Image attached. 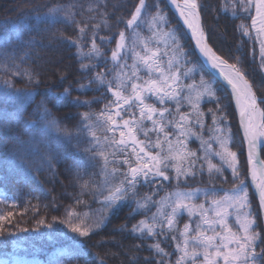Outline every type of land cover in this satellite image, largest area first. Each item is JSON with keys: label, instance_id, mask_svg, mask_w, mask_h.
<instances>
[{"label": "snow or ice", "instance_id": "obj_1", "mask_svg": "<svg viewBox=\"0 0 264 264\" xmlns=\"http://www.w3.org/2000/svg\"><path fill=\"white\" fill-rule=\"evenodd\" d=\"M238 2L246 16L251 17L250 27L256 33L255 40L259 44L261 67L264 69V0H238ZM169 3L182 18L183 24L191 31V37L195 40L200 53L207 58L213 69H219L224 80L231 86L240 109L244 139L248 142L247 161L250 166L251 187L255 189V194L258 196L260 209L264 210V160H260L253 151L258 141L264 143L261 141V138H264V109L259 107L257 96L245 74L236 64H230L209 46L201 22L198 0H169ZM75 7L76 5L73 4L67 6L56 4L49 7L45 15L60 17L76 24L79 39L73 40L72 43L78 48L77 56L81 59V71L87 72L98 66L92 61L104 59L107 64L108 60L101 51L100 45L96 43L100 24L84 23L82 25L76 21L73 11ZM99 7V5L93 7L90 4L87 11L95 13ZM155 7L157 11L151 15L149 21H146L152 35L144 37L139 31L141 25L145 23L142 12L147 14L146 0H139L131 18L126 21V27L130 32L126 34L124 30H121L118 33L115 49L111 51V68L103 72H94L88 82L80 84L77 89V91L90 90L95 84L96 90L105 88L113 98L99 112L80 113L81 122L77 127L78 133H84L90 137L88 147L84 151L91 154L88 159L93 162L92 167H99L98 175L100 176L99 183L84 181L81 184V194L87 190L94 198L103 197V199L100 201L101 208L91 215L89 212L80 213L69 209L66 217L60 219L59 223L67 225L76 236L85 238L101 229L108 216L125 203L135 204L132 209L133 214L140 212L146 214L151 207L155 206L157 211L150 217L138 221L132 225L131 229L123 225L119 230L137 234L141 239L164 235L165 229L176 231L177 218L182 213H187L190 220L179 232L182 241L176 243V251L180 255L175 264H264V247H260V244H264V237L256 231V216L251 207L249 185L241 179L237 153L229 148L231 130L228 129L225 135V127L221 126L213 114V126L208 128L210 133L208 139L202 135L205 124L202 119L204 113L199 110V102L204 95L215 96L214 86L201 77L200 89L196 91L195 100H193L190 95L193 86H184L180 83L182 76L187 77L195 73L196 69L186 67L190 61L186 59L187 53L180 44L177 34L179 29L168 27L165 30L169 20L159 5ZM100 16L107 27V13L101 11ZM88 19L93 17L90 16ZM89 27H91L90 48L84 52L80 41L86 37V30ZM240 29L243 35L248 36L250 40L253 39L249 26L242 24ZM99 39L101 44H105L111 43L112 37H99ZM25 43L31 45L32 40ZM161 43L164 45L163 50L160 47ZM0 55L5 61L2 65L5 72H10L12 76L24 75L29 83H39L30 71L19 70V65L15 64L14 50L13 52L8 50V41H5ZM182 55L185 57L183 63L186 68L183 72L180 71ZM129 59L132 61L131 64L128 63ZM8 60H12L15 71L8 66ZM84 60H88L89 63H83ZM3 83L5 88L12 87L10 79L4 80ZM185 87L189 90V94L182 95ZM30 94L25 93V95ZM70 95L71 90L66 88L63 93L54 94V98L59 103ZM182 99L194 109L196 117L194 121L192 114L181 113ZM92 102L79 98L71 101L77 107L90 106ZM169 102L175 104L174 111L165 106ZM260 103H264V99H261ZM157 104L160 107H157ZM39 109L41 119L45 120L50 127L63 132L66 137L72 135L68 129H61L54 118L48 119L52 114L44 101L41 102ZM145 121L150 122V127L145 125ZM192 123L199 127L200 132L193 130L190 126ZM151 133H155L154 140ZM141 134L144 139L140 138ZM173 135L176 139H169ZM192 136L199 140L202 155H197L196 151L187 147V139ZM213 142L219 145L218 151L213 149ZM33 147L34 153L39 154L40 147L35 141H33ZM43 147L41 162L47 163L51 169L54 159L51 155L52 147L50 144ZM25 152V149H19L16 153L17 158L20 165L31 169L36 161L27 159ZM213 156L219 158V164L212 162ZM97 158L101 161L99 165L94 163ZM201 161L206 162L210 176L222 174L226 165L231 169L233 180L238 183H234V186L225 191L223 196L219 195V192L223 190H217L214 187L181 188L182 178L186 180L189 176H195L197 171L203 173L204 164L200 163ZM198 163H200L199 169H197ZM169 171L174 172V176L170 177ZM161 179L163 181L174 179L176 188L166 193L160 200L154 201L153 195L163 187L160 184ZM156 184H160V187L155 188L150 195L141 196L137 192L138 186ZM200 195L205 197L207 207L204 202L194 203ZM2 202L7 204V201ZM76 203L85 202L77 200ZM10 206L15 207V202L13 201ZM12 217V212L4 214L0 210V233L5 231V224L11 223ZM192 217H198L194 229ZM56 219L54 217L53 222ZM233 219L234 224L230 222ZM44 224L43 219L37 221L38 226ZM47 227L51 228L52 224H48ZM20 231L26 232L28 229L22 228ZM193 232L194 234H191ZM69 239L71 240L69 247L77 254H83V249L80 247L81 241L76 237H69ZM172 239L176 240L177 237L173 236ZM149 247L161 256L169 255L161 248L159 242ZM200 257L202 259H199ZM157 264H164V262L158 261Z\"/></svg>", "mask_w": 264, "mask_h": 264}, {"label": "trees", "instance_id": "obj_2", "mask_svg": "<svg viewBox=\"0 0 264 264\" xmlns=\"http://www.w3.org/2000/svg\"><path fill=\"white\" fill-rule=\"evenodd\" d=\"M198 3L210 46L230 64H236L252 84L257 96L264 99V71L261 67L259 45L250 27L251 17L246 16L238 7L234 8L239 5L238 0H198ZM56 4L76 5L73 8L75 20L82 25L100 24L96 43L100 45L101 51L107 58V64L104 59L94 60L92 63L98 65L96 68L87 72L81 71V59L77 56L78 48L72 43L73 40L79 39L76 24L60 17L45 15L48 8ZM90 4L93 7L96 5L100 7L95 13L88 12L87 8ZM138 4L139 0H0V50L3 49L5 41H8V50L9 52L14 50L15 64L19 65V70L30 71L39 80V83H29L24 75L12 76L10 72H5L2 67L5 61L0 55V194L2 195L0 210L4 214L13 213L11 223L5 224V231L0 233L1 261L11 262L21 257L26 260L33 259V262L39 264H101V261L103 264H157L158 261L175 264L178 257L176 243L180 240L178 233L180 229L176 231L165 229L164 235L143 239L127 230H119L123 225L131 229L138 221L150 217L155 211V206L146 214L144 212L133 214L132 209L135 204L125 203L108 216L101 229L85 238L76 236L67 225L59 223L60 219L66 217L69 209L80 213L89 212L91 215L101 208L100 201L103 197L94 198L87 190L81 194V184L84 181L99 183L100 176L99 167H92L93 162L88 159L91 154L84 151L88 147L90 137L78 133L77 127L81 122L80 113L99 112L113 98L105 88L96 90L95 84L90 90L77 91V89L80 84H86L94 72H103L111 68V51L115 49L118 33L121 30L126 34L130 32L126 27V21L131 18ZM146 5L147 12L151 15L155 14L157 11L155 6L159 5V8L168 14L169 20L177 23L183 48L190 61L187 66L193 65L199 69L197 74L188 80L198 83L202 74L204 80L214 86V98L207 99L199 106V110L204 113L202 119L205 128L202 135L204 138L209 137L208 128L213 126V114L222 125L225 118L229 119L234 131L232 148L239 156L241 178L246 176L245 148L238 131L231 95L205 67L167 2L146 0ZM101 11L107 13V27L100 16ZM90 16L93 19H88ZM242 24L249 26L253 39L250 40L248 36L243 35L240 29ZM86 31V37L80 41L84 52L90 48L91 27ZM99 37H112L111 43L101 44ZM28 40H32L31 45L25 43ZM7 63L10 68L16 70L12 60H8ZM83 63L89 61L84 60ZM8 79L11 81V88H5L3 83ZM66 88L71 90V95L58 103L54 94L63 93ZM25 93L31 94L25 95ZM76 98L93 102L90 106L77 107L71 103ZM42 101L52 114L48 119L54 118L61 129H68L72 134L70 137L64 136L63 132H58L41 119L39 106ZM181 104V113L191 114L183 99ZM259 104L264 109V103L259 102ZM156 106L160 107L158 104ZM165 106L173 111L175 109V104L172 102ZM136 115L138 117V110ZM145 125L150 127L148 122ZM190 126L194 131L200 132L199 127L194 123ZM168 130L172 131V129ZM172 137L176 138L175 135ZM140 138L144 139L142 134ZM33 141L40 147L39 154L34 153ZM47 144L51 145V155L54 157L51 169L47 163L41 162L43 146ZM21 148L26 150L27 159L36 161L31 169L19 163L16 153ZM189 149L196 151L197 155H202L196 137L190 140ZM261 153L264 159V145ZM94 163L99 165L101 161L97 158ZM200 163L204 164L203 173L197 171L195 176H189L186 180L182 178L181 188L214 187L223 190L219 192V195L223 196L225 191L230 190L234 183H237L227 167H224L222 174L210 176L206 162ZM200 163L197 164V169ZM168 174L170 177L174 176L172 171ZM160 184L163 185L162 190L153 195L154 201L176 188L174 179L170 181L161 179ZM160 184L138 186L137 192L141 196L150 195L155 188L160 187ZM249 196L256 216V231L264 237V226L250 185ZM203 198L199 196L195 202L200 203ZM77 200L85 203L77 204ZM2 201H7V204ZM13 201L15 207L10 206ZM54 217L57 218L55 222H53ZM186 218L185 214L179 217L180 227ZM41 219L45 224L38 226L37 221ZM48 224H52V227H47ZM22 228H27L28 231H20ZM173 236L177 239L173 240ZM69 237H76L81 241L83 254H77L69 247L71 244ZM156 242H159L161 248L169 255L161 256L149 247ZM260 247H264V244H260Z\"/></svg>", "mask_w": 264, "mask_h": 264}, {"label": "rangeland", "instance_id": "obj_3", "mask_svg": "<svg viewBox=\"0 0 264 264\" xmlns=\"http://www.w3.org/2000/svg\"><path fill=\"white\" fill-rule=\"evenodd\" d=\"M239 8V10H242L241 8H240V6L239 5H236V6H234V8ZM243 11V10H242ZM163 13L166 15V17L168 18V20H169V17H168V14L166 13V12H164L163 11ZM173 13V12H172ZM255 13H254V10H253V15H254ZM142 16H143V20L145 21V23H143L142 25H141V28L139 29V31L141 32V34L144 36V37H149V36H151L152 35V33L148 30V25H147V23H146V21H149L150 20V18H151V14L149 13V12H147V14H144L143 12H142ZM174 17L176 18V16L174 15ZM202 19V18H201ZM201 22H202V25H203V21L201 20ZM178 23H179V21H178ZM168 27H171V28H177L178 27V25H177V23H172L170 20H169V25H167V26H165V30H167V28ZM204 27V26H203ZM185 31V30H184ZM186 32V31H185ZM252 32H253V34L254 35H256V33H255V30L254 29H252ZM178 34V36H179V41H180V44L181 45H183V43H182V40H181V36L179 35V33H177ZM187 34V33H186ZM188 36V35H187ZM163 39V38H162ZM170 42V41H169ZM259 45V44H258ZM160 47H161V50H163V48H164V45H163V43H161V45H160ZM196 51V50H195ZM184 52L186 53V50L184 49ZM197 53V52H196ZM260 53V52H259ZM218 54V53H217ZM219 55V54H218ZM199 56V55H198ZM220 56V55H219ZM166 59V58H165ZM186 59L188 60V58L186 57ZM261 59V58H260ZM130 60V62H129V64H131L132 63V61H131V59H129ZM128 60V61H129ZM184 60H185V57L182 55L181 56V67H180V71L181 72H183V71H185L186 70V68H185V66H184ZM186 67H194L195 69H196V71H195V73H191V74H189V76H187V77H183L182 76V78H181V81H180V83L182 84V85H184V86H187V85H192L193 86V88L191 89V92H190V95L192 96V98H193V100H195V95H196V91L197 90H199L200 89V80H201V77H203L202 76V74H201V76H200V80H199V82L198 83H194V82H191V80H188V79H191L192 77H193V75L194 74H197V72H198V68L197 67H195V66H186ZM263 71H264V69H263ZM204 79V78H203ZM205 81H207V80H205ZM254 89V88H253ZM184 95H187V94H189V90L185 87V91H184V93H183ZM182 94V95H183ZM210 98H214V96L213 97H209V96H207V95H204L202 98H201V100H200V102H199V106L203 103V102H205L207 99H210ZM188 105V107H189V110L191 111V114H192V119L195 117V114H194V109L189 105V104H187ZM259 107L261 108V106L259 105ZM262 109V108H261ZM236 118H237V116H236ZM218 120V119H217ZM219 121V120H218ZM146 122H148V121H145V123ZM220 122V121H219ZM223 125H222V123H221V125L223 126V127H225V135H227V131H228V129H230L231 130V143L229 144V148H230V150L231 151H234V152H236L237 153V151L236 150H234L232 147H234V138H233V133H234V131H233V128H232V123H231V121L229 120V119H227V118H225L223 121ZM148 123H150V122H148ZM237 123H238V121H237ZM237 127H238V125H237ZM238 131H239V127H238ZM239 134H240V132H239ZM151 135V137H152V139L154 140L155 138H156V136H155V133H151L150 134ZM240 136H241V134H240ZM193 138H195L194 136H192V137H189L188 139H187V147L189 148V142H190V140L191 139H193ZM169 139H172V140H175L174 139V137H172V136H170L169 137ZM183 139V138H182ZM205 139H208V136L205 138ZM242 139V138H241ZM198 140V139H197ZM199 141V140H198ZM200 143V142H199ZM263 145H264V143H263ZM262 145V146H263ZM262 146H261V148H262ZM165 147H166V145H165ZM244 148H245V146H244ZM213 149L214 150H219V145L218 144H216V143H214L213 142ZM237 157H238V160H239V156H238V153H237ZM245 157H246V153H245ZM211 159H215V161H217L216 162V164H219V158L218 157H211ZM215 161L214 160H212V162L213 163H215ZM246 161H247V157H246ZM246 165H247V174H246V176H244V177H242L241 179H244V181H245V183L247 184V183H249V185H250V176H249V170H248V162H246ZM239 166H240V160H239ZM224 167H227L226 165L224 166ZM228 168V167H227ZM229 169V171L231 172V169L230 168H228ZM231 174H232V172H231ZM233 177V176H232ZM238 183V182H237ZM248 185V184H247ZM196 189V188H195ZM166 195V194H165ZM165 195H163L162 197H164ZM2 195L0 194V197H1ZM200 196H203V195H200ZM161 197V198H162ZM204 197V196H203ZM160 198V199H161ZM249 198H250V196H249ZM159 199V200H160ZM256 200V199H255ZM201 202H204L205 203V206L207 207L208 206V204H207V202H206V199H205V197L202 199V201ZM200 202V203H201ZM194 203H197V204H199L198 202H195L194 201ZM258 210H259V208H258ZM157 211V208L155 207V211L153 212V213H155ZM260 212V211H259ZM152 213V214H153ZM183 214H185L186 215V219L184 220V223L182 224V226L180 227V225H179V217L181 216V215H183ZM178 218H177V224H176V230H178V229H180L179 230V232L180 231H182V229H183V225L185 224V223H188L189 222V220H190V218H189V216L187 215V213H182ZM261 216V215H260ZM191 220H192V227H193V229L195 228V221L196 220H198V217H192L191 218ZM230 222H232L233 224H234V219L233 220H231ZM178 232V233H179ZM191 234H194V232L193 233H191ZM182 241V238L180 237V240H179V242H181ZM180 255V253H178V256ZM199 259H202V257H200ZM3 263H9V264H39L38 262H33V259H28V260H26V259H24V258H16L15 260H13V261H11V262H3V261H1L0 260V264H3Z\"/></svg>", "mask_w": 264, "mask_h": 264}, {"label": "water", "instance_id": "obj_4", "mask_svg": "<svg viewBox=\"0 0 264 264\" xmlns=\"http://www.w3.org/2000/svg\"><path fill=\"white\" fill-rule=\"evenodd\" d=\"M168 4V7L170 8V10L173 12V14L176 16V19L179 21V23L181 24V26L184 28V30L186 31L189 39L191 40L197 54L199 55V57L201 58L202 62L204 63L205 67L208 69V71L228 90L229 94L231 95L232 97V102H233V105H234V109H235V112H236V116H237V121H238V127H239V132L241 134V138L243 140V143H244V146H245V153H246V157H248V142L244 139V130H243V127L241 126V123H240V113L238 111V105L236 103V98L235 96L233 95L232 93V89H231V86L227 84V81L224 80V77L220 74V71L219 69H213L210 62L207 60L206 57L203 56L202 53H200V51L198 50V48L196 47V44H195V40L192 39L191 37V31L187 28L186 25L183 24V20L182 18L179 17V14L176 12L175 8L169 3V0H165ZM201 16V15H200ZM202 20V19H201ZM206 33V32H205ZM206 37H207V34H206ZM207 42H208V37H207ZM209 44V42H208ZM210 46V44H209ZM211 47V46H210ZM247 79V78H246ZM248 80V79H247ZM248 82L250 83V81L248 80ZM251 84V83H250ZM252 86V84H251ZM252 89H253V86H252ZM254 91V89H253ZM255 92V91H254ZM256 94V93H255ZM257 96V94H256ZM260 98L257 96V103L259 105V102H260ZM254 153L259 157L260 160H264L262 158V153H261V146L258 147V151L256 152L255 150H253ZM248 162V161H247ZM249 165H248V170H249ZM250 176V174H249ZM250 186H251V182H250ZM252 189V193L257 201V204H258V208H259V211H260V215H261V220H262V223H263V226H264V210L260 209L259 207V200H258V196L255 194V189L253 187H251Z\"/></svg>", "mask_w": 264, "mask_h": 264}, {"label": "bare ground", "instance_id": "obj_5", "mask_svg": "<svg viewBox=\"0 0 264 264\" xmlns=\"http://www.w3.org/2000/svg\"><path fill=\"white\" fill-rule=\"evenodd\" d=\"M198 50H199V49H198ZM216 54H217V53H216ZM217 55H218V54H217ZM238 111H239V113H240V109H239V107H238ZM257 119H259V118H257ZM261 141H264V138H261ZM262 145H263V143L260 142V141H258L256 147L254 148V150L257 152V151H258V147H259V146H262ZM250 181H251V177H250ZM251 184H252V182H251Z\"/></svg>", "mask_w": 264, "mask_h": 264}]
</instances>
